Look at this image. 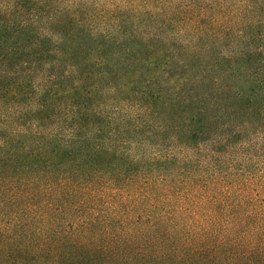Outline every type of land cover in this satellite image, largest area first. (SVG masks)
Returning a JSON list of instances; mask_svg holds the SVG:
<instances>
[{"label":"trees","instance_id":"16d2710c","mask_svg":"<svg viewBox=\"0 0 264 264\" xmlns=\"http://www.w3.org/2000/svg\"><path fill=\"white\" fill-rule=\"evenodd\" d=\"M0 264H264V0H0Z\"/></svg>","mask_w":264,"mask_h":264}]
</instances>
